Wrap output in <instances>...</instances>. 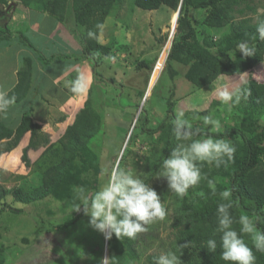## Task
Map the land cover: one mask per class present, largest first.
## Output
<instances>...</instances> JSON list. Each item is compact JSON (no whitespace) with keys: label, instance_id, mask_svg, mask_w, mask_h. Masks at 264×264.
I'll use <instances>...</instances> for the list:
<instances>
[{"label":"rangeland","instance_id":"rangeland-1","mask_svg":"<svg viewBox=\"0 0 264 264\" xmlns=\"http://www.w3.org/2000/svg\"><path fill=\"white\" fill-rule=\"evenodd\" d=\"M108 1L111 2L109 13L103 20V27L99 28L97 38L99 44L110 48L109 54L93 52V60L85 56L83 36L87 30L77 22L74 4L70 0L65 19L58 22V26L51 27L53 29L47 34L51 43L50 47H46L45 54L48 58L55 56V59L48 68H42V65L37 69L32 67L36 69L35 83L41 82L42 74H45L52 81V90L40 93L33 110L32 105L26 106V102H23L10 107L7 118H2V126L15 128L22 115L30 112L35 123L41 125L42 133L47 134L49 143L29 150L30 164L22 158L24 149L30 143V133L24 136L18 148L0 156V187L9 193L0 204V264H101L104 258L110 262L113 255L116 258L118 252H111L104 235L89 226V217L84 215L83 208L79 212L74 211L73 201L77 187L98 190L101 169L107 164L118 166L119 162L120 168L136 172L144 181L147 180L167 210L163 220L146 226L147 231L143 232L137 257L131 262L146 264L149 255L169 251L175 244L177 231L173 223L183 212V199H189V204L196 211L205 210L211 200H221L220 192L229 189L227 183L234 170L231 161L220 167L198 162L202 171L201 181L209 176L214 181L216 191L213 192L210 187L209 194H206L197 188V184L188 190L185 197L177 196L169 190L165 178L150 176L152 157L163 145V130L157 134L149 131L163 122L171 126V121L179 111H183L185 118L195 127H200L202 132L223 134L234 128L250 132L264 123V104H253L251 100L243 98L247 85L254 80L264 82V61L252 65L242 75L220 74L207 80L206 84H198L189 78L199 72L193 69L195 60L187 63L173 60L170 62V68L174 70L172 75L167 59L176 34L172 33L173 28L178 27L177 12L167 6L146 11L136 7L134 0ZM13 2L9 0L0 5L7 8ZM99 2L101 4L103 0ZM252 6L255 11L237 15L238 20L253 17L255 23L258 17L264 18V0H253ZM18 9L25 11L20 20H16ZM8 11V18L3 20V16L0 17V30L8 28L3 24L23 23L24 18H30L34 13H40L39 19L27 20L24 27L33 30L49 21L48 14L25 7L21 1ZM207 13L206 8L189 7L187 10V17L196 31L192 44L222 60L228 58L226 55L229 58L242 57L236 47L228 50L229 26L214 29L204 24ZM15 27V32L8 28L14 34L13 43L3 53L0 52V79L3 84L0 88L8 92L14 78L15 56L20 54L17 49L22 44L18 33L27 36L30 29L25 31L19 26ZM29 40L33 43L37 38L33 36ZM225 51L227 54L224 56ZM188 54H182L184 61ZM30 57L34 58L33 55ZM142 61L152 65L154 70L140 69L138 64ZM77 78L81 79L82 87L79 92L73 93L68 82ZM223 89L239 90L241 93L239 102L230 109L219 99L218 93ZM90 99L92 107L100 116V124L88 147L98 160L87 162L82 152L65 169L63 180L54 189L35 192L42 186L45 171L55 161V155H50L46 149L50 144L57 145V141L68 126L75 122ZM170 100L174 104L173 113L167 117ZM206 115L218 120L220 129L204 127L199 117ZM140 116L145 119L142 128L137 124ZM239 136L224 139H230L236 145L241 140ZM54 151L56 153L59 149L56 147ZM120 158L122 160L119 161ZM204 168L209 169V172ZM21 188L29 191L32 197L19 201L15 193ZM244 239L252 245L249 234Z\"/></svg>","mask_w":264,"mask_h":264},{"label":"trees","instance_id":"trees-1","mask_svg":"<svg viewBox=\"0 0 264 264\" xmlns=\"http://www.w3.org/2000/svg\"><path fill=\"white\" fill-rule=\"evenodd\" d=\"M9 0H0V4L8 2ZM21 1V4L34 11L45 12L48 14L49 21L44 22V32L48 34L51 27L58 26V22L63 21L67 13V5L70 0H14ZM253 0H134L136 7L146 10L154 11L161 6H167L173 11L177 12L181 5V10L178 18V27L176 30L175 38L172 44V50L168 56L167 63L169 64L173 60L191 62L195 60L193 69L198 70L197 74L190 75L191 81L198 84H206L207 80H212L218 75L225 74L226 76L242 75L245 71L252 68V65H257L264 61V41L258 38L256 33V22L253 23V17H244L238 20L237 15H245L249 11H255V7L252 6ZM75 9L76 20L79 25L85 26L87 32L93 30L96 33L94 39H89L87 33L83 36V42L85 45V56L88 59L94 58L93 52L101 53L102 55H108L110 48L99 44L98 33L99 28L97 25H102L103 20L107 17L110 9V1L103 0L100 4L99 0H72ZM189 7L206 8L208 9L207 16L204 19V24L209 28L222 29L227 26L230 28L229 34V48L233 50L237 42L241 40H247L250 44L254 45L255 53L250 57L229 58L222 60L219 57H215L208 50L199 49L195 47L191 40L194 38L196 31L191 21L187 17V10ZM9 17V16H7ZM6 28V27H5ZM20 32V31H19ZM30 32V30H29ZM20 35V41L29 46L33 53L38 57H24L22 59V67L18 70L17 78L18 82L16 86L9 92L10 95H14L16 103L26 102L24 105H32L31 109L38 103V96L40 94H34L28 96L30 92L31 83L35 77V70L38 68V64L42 65V68H48L55 56L47 58L43 53H40L33 47L31 42L22 33ZM13 34L10 33L8 28L0 30V52L5 51L4 47L12 40ZM188 52V57L182 59V54ZM34 62V63H33ZM36 62V63H35ZM170 72L174 73V70L170 68ZM32 67H35L34 70ZM140 69H147L152 71L153 66L147 62L142 61L138 64ZM42 74V79H47L48 76ZM243 98L246 101L251 100V103L262 102L264 104V82L260 83L253 81L244 89ZM15 103V104H16ZM14 104V105H15ZM173 101H169L168 115L173 113ZM33 110V109H32ZM30 113V112H29ZM23 114L19 119V123L15 128H7L2 126L1 121L3 116L0 115V156L3 153L11 152L18 147L22 139L27 133L31 134L30 143L23 151V160L30 164L28 159V152L30 149H38L40 145H46L49 143L47 134L42 133L41 125L35 123L31 115ZM167 120V119H166ZM143 117H139L138 127L142 128ZM100 124V116L92 107L91 99L86 102L85 108L82 109L76 117L75 122L68 126L64 135L55 143L50 144L46 149L50 155H55L54 162L48 167L43 175L42 186L37 188L35 192H44V190H52L55 185L58 184L64 178L65 169L73 164L75 159L83 152L85 153V161L94 163L97 156L92 152L88 143L90 139L97 133ZM162 132V147L155 152L152 157V163L149 166V172L151 177L158 175L160 165L164 158L170 155L173 147H175L177 141L172 133V125L168 126L166 123H162L156 129H152L151 134H157ZM211 135L214 138H227L233 135H240L241 140L234 145L236 151L234 153L231 163L234 170L230 181L227 183L228 188L231 190L233 206L230 209L234 223L233 228L239 230L238 221L239 216L243 213H247L253 217L256 221L257 228L264 231V123L258 125L250 132H244L239 128H234L231 131L226 130L223 134L216 132H201V136ZM5 141V142H4ZM4 143V144H3ZM59 149L55 153L54 149ZM122 160V159H121ZM120 163L118 167H120ZM206 172L209 169L204 168ZM207 175V174H206ZM208 180H212L209 176H206L203 181L197 185L199 190L209 194L210 187ZM147 183V180L145 181ZM8 191L0 187V204L2 199L8 195ZM29 191L25 189H19L15 193V197L19 201H23L24 198L32 197ZM185 197V196H184ZM182 213L179 214L173 226L177 231L176 242L172 246L171 251H176L180 255L182 264H228L220 258L221 248L219 246V234L215 235L218 241L217 250L214 253H210L206 248V241L213 238L216 229V208L221 202L211 200L209 207L205 210L198 212L192 208L189 199H183ZM1 214V209H0ZM83 215V214H82ZM81 215V216H82ZM256 217H259L256 220ZM79 218V217H78ZM246 234H243V238ZM143 239V232L139 233L136 238L121 237L116 238L115 235L108 240V247L111 252L117 251L116 258L111 257L110 264H131L133 259L137 257L138 247ZM184 245H189L184 247ZM252 247L251 244H248ZM180 249H179V248ZM124 252V253H123ZM253 253L256 257L255 264H264V252L256 251L253 248ZM124 254V255H123ZM159 254H151L146 259V264H152V258ZM133 257V258H132Z\"/></svg>","mask_w":264,"mask_h":264},{"label":"clouds","instance_id":"clouds-1","mask_svg":"<svg viewBox=\"0 0 264 264\" xmlns=\"http://www.w3.org/2000/svg\"><path fill=\"white\" fill-rule=\"evenodd\" d=\"M96 27L102 28L103 25ZM255 28L258 38L264 41V18H257ZM87 36L94 39L96 33L89 30ZM236 50L243 57H250L255 53L254 45L247 40L237 42ZM68 85L75 93L80 91L82 82L77 78L69 81ZM9 92L0 88V115L4 118H7L10 107L16 103L15 96ZM218 96L230 109L233 104L239 102L241 93L239 90L223 89L219 91ZM199 120L204 127L211 126L217 130L221 127L220 122L211 115L199 117ZM171 124L177 143L170 155L162 160L158 177L166 179L172 193L184 196L190 188L201 181L202 171L198 162L220 167L233 159L236 148L230 139L214 138L211 135L201 136L202 129L195 127L185 118L183 111L175 114ZM100 178L98 190H86L82 186L76 188L73 209L79 212L82 207L84 215L89 217V226L103 234L106 240H110L113 235L118 239L121 237L134 239L139 233L147 231L146 226L166 217L167 210L160 196L138 173L107 164L101 169ZM208 185L213 192L216 191L214 181L208 180ZM231 195L230 189L219 193L221 202L217 205L215 214L217 226L213 238L206 241L205 248L210 253L216 252L218 241L215 235L219 234L220 258L223 261L228 264H255L253 248L264 252V231L259 230L256 221L247 214L240 215L238 221H235L240 226L239 230L233 228L234 220L230 212L233 206ZM258 219L259 217H256V220ZM243 234L250 235L252 247H249ZM101 264H110V260L104 258ZM152 264H182V261L176 251L169 250L154 256Z\"/></svg>","mask_w":264,"mask_h":264},{"label":"crops","instance_id":"crops-1","mask_svg":"<svg viewBox=\"0 0 264 264\" xmlns=\"http://www.w3.org/2000/svg\"><path fill=\"white\" fill-rule=\"evenodd\" d=\"M21 6V5H20ZM20 8V7H19ZM23 12H25V11H23V10H21V9H18V11H17V19L16 20H20V19H22V17H20L22 14H23ZM40 13H34V14H32V15H30L31 17L30 18H28V19H25L24 18V20H23V23H18V22H14V23H10L9 25L7 24V25H4L3 24V26H6V27H10V30H13V32H15L16 31V27L15 26H19V28L21 29H23V30H28L29 28H27V27H24V26H26L25 24H26V21L27 20H29V19H39V15ZM36 21H38V20H36ZM21 24V25H20ZM45 24V23H44ZM37 25V24H36ZM2 26V25H1ZM19 29V30H20ZM44 29H45V26H43V23L40 25V27H38V28H36V29H29L30 30V32H29V34H27V36H26V38H28V40L30 39V38H32L33 36L35 37V38H37V40L36 41H33V43L31 42V44L33 45V47L34 48H36L40 53H43L45 56H46V54H45V51L47 50V48L46 47H50V43H51V39H50V36L49 35H47V33L46 32H44ZM22 30V31H23ZM46 30V29H45ZM14 35V34H13ZM29 36V37H28ZM58 39V38H57ZM46 40V41H45ZM59 40V39H58ZM30 41V40H29ZM10 43H13L12 42V40L11 41H9V43L4 47V49H8L7 48V46H9V44ZM46 43V46L44 45ZM23 44V43H22ZM21 44V46L20 47H18V48H20V49H17L18 51H20V56L18 55V56H15V60H16V64H15V66H14V70H13V75H14V78L12 79L13 81L10 83V89H13L15 86H16V84H17V82H18V78H17V73H18V70L22 67V59L24 58V57H28V56H30V55H33L35 58L36 57H38V55L36 56L34 53H33V51H32V49L30 48L29 49V46H28V48H27V45H25V44H23L22 45ZM28 51V52H27ZM27 52V53H26ZM30 52V55H28V53ZM26 53V54H25ZM23 54H25V55H23ZM18 57V58H17ZM47 57V56H46ZM48 58V57H47ZM36 63V62H35ZM40 64H38V66H39ZM37 66V67H38ZM16 76V77H15ZM16 78V79H15ZM44 78H46V76H45V74H44ZM2 79V78H1ZM0 79V83H1V85L0 86H2L3 84H2V80ZM52 81L51 80H49V79H47V83H46V79H41V82H37V83H35V77L33 78V82L31 83V87H30V92L28 93V96L27 97H30V95H34V94H40V93H49V91H51L52 90V88H51V85L50 84H52L51 83ZM5 83V82H4ZM54 85V84H53ZM45 86V87H44ZM8 87V86H7ZM54 87V86H53ZM45 88V89H44ZM19 104H22V103H16L15 105L16 106H18ZM15 105H13V106H15ZM13 106H11V108L13 107ZM23 140H24V138H23ZM21 143H22V141L20 142V144L18 145V146H20L21 145ZM18 148V147H17Z\"/></svg>","mask_w":264,"mask_h":264},{"label":"water","instance_id":"water-1","mask_svg":"<svg viewBox=\"0 0 264 264\" xmlns=\"http://www.w3.org/2000/svg\"><path fill=\"white\" fill-rule=\"evenodd\" d=\"M19 1H14L13 3H11L7 8H5L3 5H0V11L1 12H4V13H7L9 12L8 10H10L13 6H16V4L18 3ZM180 10H181V5L179 6V9L177 11V20H178V16L180 14ZM177 20H176V23H177ZM177 25V24H176ZM177 27V26H176ZM176 27L173 28V31L172 33H175L176 32ZM145 100V99H144ZM142 107V106H141ZM141 110V108H140ZM121 160V158L119 159V161Z\"/></svg>","mask_w":264,"mask_h":264},{"label":"flooded vegetation","instance_id":"flooded-vegetation-1","mask_svg":"<svg viewBox=\"0 0 264 264\" xmlns=\"http://www.w3.org/2000/svg\"><path fill=\"white\" fill-rule=\"evenodd\" d=\"M0 15H2L3 16V20H5L6 18H8L7 16H8V12L7 13H4V12H1L0 11ZM1 17V16H0ZM0 21H1V19H0ZM1 24V23H0Z\"/></svg>","mask_w":264,"mask_h":264}]
</instances>
